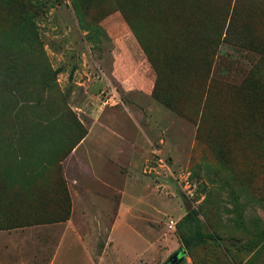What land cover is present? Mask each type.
Here are the masks:
<instances>
[{"label":"rangeland","instance_id":"1","mask_svg":"<svg viewBox=\"0 0 264 264\" xmlns=\"http://www.w3.org/2000/svg\"><path fill=\"white\" fill-rule=\"evenodd\" d=\"M263 111L264 0H0V184L37 207L11 217L63 215L59 178L70 206L0 264H168L188 207L217 242L181 264H264Z\"/></svg>","mask_w":264,"mask_h":264},{"label":"trees","instance_id":"2","mask_svg":"<svg viewBox=\"0 0 264 264\" xmlns=\"http://www.w3.org/2000/svg\"><path fill=\"white\" fill-rule=\"evenodd\" d=\"M181 12L182 15H185V11H187L188 15H189V10L186 9H181L179 10ZM188 15L186 16V18H188ZM189 26H191L190 24H193V22H189L188 23ZM204 29L207 28V26H203ZM219 31V28H216ZM215 31V30H213ZM213 31H208L205 35L202 33H198L199 36V44L198 46L200 47H204V45H206V52H204V58H203V63L205 65V67L207 68V74L210 72L211 69V65L213 63V57L215 55V49H213V51L211 52V47L213 45L214 42V46L215 48L219 45V37L220 35H222L221 30H220V34L217 35L214 34L216 40L214 39L213 41ZM217 32V31H216ZM181 37L180 35H176V33L172 36V40H173V48L174 51L172 54L173 59H177L178 63H181L182 65L185 64V62L188 61V58L183 57L181 54H178L179 51V44L180 43V39L177 37ZM197 36L195 37V43L197 42ZM203 43V46H202ZM184 50V49H182ZM146 52V51H145ZM148 54V52H146ZM180 53V52H179ZM149 56V55H148ZM150 57V56H149ZM151 59V60H150ZM150 62L152 65H154L156 63V60H154L152 57L149 58ZM155 61V62H154ZM209 76V75H208ZM263 115H264V111H263ZM57 181V180H56ZM59 181V185L60 187H62V194L64 196V204H65V208L63 210L64 214L60 215L58 217H49V218H44V219H25V218H12L10 212L11 211H17V212H21V211H28V210H34L36 207L35 205V200L33 199H29L27 197L22 198V200L20 201L18 200H11L9 198V195L11 194L10 189L5 186L0 184V205L1 206H6L8 208H5V212L3 211L4 208H1V214H3L4 217V223L2 225H0V230H8V229H15V228H19V227H27V226H34V225H41V224H52V223H60V222H64L68 219L69 213H70V209H69V198L67 197V191L63 185V181L61 178L58 179ZM20 222H17V221ZM184 222L185 224L188 225L189 227V232L190 235L188 237H184L181 238V243L184 247V249L190 254V252H192L194 249H196L197 247L206 245L209 243V241L211 242H217V237L215 235H208V236H204L201 232V228H200V224H199V220H198V211L193 208V207H188L187 208V212L185 214L184 217ZM196 264V263H194ZM231 264H236L235 261L232 260Z\"/></svg>","mask_w":264,"mask_h":264},{"label":"water","instance_id":"3","mask_svg":"<svg viewBox=\"0 0 264 264\" xmlns=\"http://www.w3.org/2000/svg\"><path fill=\"white\" fill-rule=\"evenodd\" d=\"M185 254H186L185 250L180 248L175 254H173V256H171L169 258V260L167 261L168 264H179V263H181L185 258Z\"/></svg>","mask_w":264,"mask_h":264},{"label":"crops","instance_id":"4","mask_svg":"<svg viewBox=\"0 0 264 264\" xmlns=\"http://www.w3.org/2000/svg\"><path fill=\"white\" fill-rule=\"evenodd\" d=\"M185 258H186V256H185ZM185 258H184V260H185ZM182 262H183V261H182ZM182 262H181V263H182ZM181 263H179V264H181Z\"/></svg>","mask_w":264,"mask_h":264}]
</instances>
